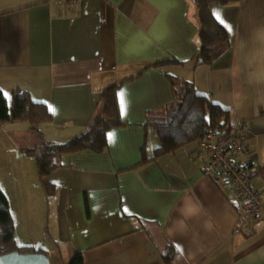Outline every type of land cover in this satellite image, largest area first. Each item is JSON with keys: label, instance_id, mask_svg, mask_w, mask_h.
Wrapping results in <instances>:
<instances>
[{"label": "crops", "instance_id": "crops-1", "mask_svg": "<svg viewBox=\"0 0 264 264\" xmlns=\"http://www.w3.org/2000/svg\"><path fill=\"white\" fill-rule=\"evenodd\" d=\"M209 7L231 27L222 24L230 44L197 63L195 0H0V89L9 103L14 89L29 90L53 114L25 140L27 121L0 129L16 141L0 143V186L19 246L45 250L51 264L76 252L83 264H165L171 241L176 264H264V212L235 230L233 199L204 172L210 154L199 141L151 158L160 138L147 112L174 100L176 80L189 81L227 109L232 127L248 122L264 204V0ZM162 60L175 62L149 66ZM113 83L127 125L107 132L104 152L63 154L47 195L31 150L82 135Z\"/></svg>", "mask_w": 264, "mask_h": 264}, {"label": "trees", "instance_id": "trees-1", "mask_svg": "<svg viewBox=\"0 0 264 264\" xmlns=\"http://www.w3.org/2000/svg\"><path fill=\"white\" fill-rule=\"evenodd\" d=\"M231 1L234 0H195L199 13L198 39L200 48L193 60L197 63L213 62L220 51L230 44L228 32L212 14L209 5L212 2L226 4ZM172 61L175 62V60L155 61L149 66L161 67ZM175 84L177 87L174 88V100L147 112V125L154 126L160 138V144L155 148L152 159L171 153L191 142L199 141L200 143L201 134L207 127L219 131H228L232 127L227 109L212 102L207 96L198 94L193 83L176 80ZM119 86L120 83H113L103 90L104 111L90 122L82 135L60 144L44 140L31 150L35 156L39 176L47 195L55 192V186L46 178L61 166L63 154L85 149H91L97 153L104 152L108 147L107 132L114 127L127 125L121 115L117 97ZM0 91L6 94L3 89ZM11 119L29 122V129L42 135L41 124L52 121L53 114L46 103L34 100L29 90L16 88L13 91L11 103H9L7 95L0 96V129ZM151 158L144 155L143 162ZM13 251L40 252L47 255L43 249L18 245L9 199L0 186V255ZM178 256L177 248L171 241L163 244L162 257L165 264H176ZM68 264H83L82 252H76Z\"/></svg>", "mask_w": 264, "mask_h": 264}, {"label": "built area", "instance_id": "built-area-1", "mask_svg": "<svg viewBox=\"0 0 264 264\" xmlns=\"http://www.w3.org/2000/svg\"><path fill=\"white\" fill-rule=\"evenodd\" d=\"M247 137L248 122L245 120L228 131L207 127L200 137L201 146L210 154L204 172L223 191L230 193L238 214L236 231H241L250 219L264 212L261 193L253 184L258 168ZM238 155L245 156V159L236 160Z\"/></svg>", "mask_w": 264, "mask_h": 264}, {"label": "water", "instance_id": "water-1", "mask_svg": "<svg viewBox=\"0 0 264 264\" xmlns=\"http://www.w3.org/2000/svg\"><path fill=\"white\" fill-rule=\"evenodd\" d=\"M0 264H51L50 258L40 252L13 251L0 255Z\"/></svg>", "mask_w": 264, "mask_h": 264}, {"label": "rangeland", "instance_id": "rangeland-1", "mask_svg": "<svg viewBox=\"0 0 264 264\" xmlns=\"http://www.w3.org/2000/svg\"><path fill=\"white\" fill-rule=\"evenodd\" d=\"M30 131V130H29ZM153 133V132H152ZM35 134V133H34ZM34 134H33V132L32 131H30V132H27V134H26V137H24V136H20V133H18V140L19 139H21V138H23L24 140L25 139H27L28 138V136L29 135H33L34 136ZM153 135V134H152ZM35 137V136H34ZM18 140H17V142H18ZM33 141L34 140H32V144H33ZM3 142H6V144H14L16 141H14V139H12V138H10V137H8V136H5L4 138H0V143H3ZM22 147H24V145H21ZM36 145H34V147H35ZM13 155V154H12ZM23 158H24V160L26 161V155H24L23 156ZM39 220H41L42 221V219H41V217L39 218ZM52 261H53V263L54 264H56V261H57V259H54L53 257H52Z\"/></svg>", "mask_w": 264, "mask_h": 264}, {"label": "snow or ice", "instance_id": "snow-or-ice-1", "mask_svg": "<svg viewBox=\"0 0 264 264\" xmlns=\"http://www.w3.org/2000/svg\"><path fill=\"white\" fill-rule=\"evenodd\" d=\"M216 18L221 24H224L225 27H227L229 31H231V27L229 25H227L226 21L220 16L219 13L216 14ZM2 95H6V94H4L2 91H0V96H2Z\"/></svg>", "mask_w": 264, "mask_h": 264}]
</instances>
